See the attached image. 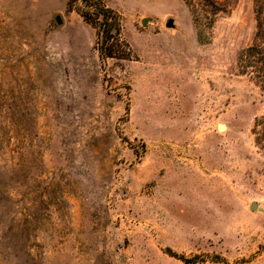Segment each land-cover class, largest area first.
<instances>
[{
	"label": "rangeland",
	"instance_id": "1",
	"mask_svg": "<svg viewBox=\"0 0 264 264\" xmlns=\"http://www.w3.org/2000/svg\"><path fill=\"white\" fill-rule=\"evenodd\" d=\"M256 1L0 0V264H264Z\"/></svg>",
	"mask_w": 264,
	"mask_h": 264
},
{
	"label": "trees",
	"instance_id": "2",
	"mask_svg": "<svg viewBox=\"0 0 264 264\" xmlns=\"http://www.w3.org/2000/svg\"><path fill=\"white\" fill-rule=\"evenodd\" d=\"M84 8L78 10L83 20L98 31L97 50L101 59L120 58L127 59L130 56L129 44L122 37L121 16L111 7L105 5L102 0H80ZM256 1V6L260 4ZM256 40L258 43L251 45L238 56V67L241 74H247L252 68L254 80L264 85V24L256 10ZM167 253L187 264L195 263V258H187L171 249Z\"/></svg>",
	"mask_w": 264,
	"mask_h": 264
},
{
	"label": "water",
	"instance_id": "3",
	"mask_svg": "<svg viewBox=\"0 0 264 264\" xmlns=\"http://www.w3.org/2000/svg\"><path fill=\"white\" fill-rule=\"evenodd\" d=\"M55 21H56L57 24H61V23H62V18H61V16H60V15H57V16L55 17ZM146 21H147V19H143L142 23H145ZM165 26H166L167 28H174V20H173L172 18H169V19L167 20ZM218 129H219V130H223V129H225V125H223V124H219V125H218ZM249 208H250V210H256V209H258V205H257V203L252 202V203L250 204V207H249Z\"/></svg>",
	"mask_w": 264,
	"mask_h": 264
}]
</instances>
